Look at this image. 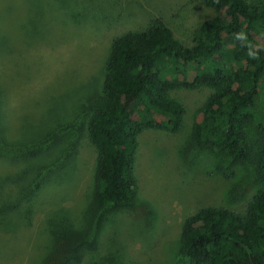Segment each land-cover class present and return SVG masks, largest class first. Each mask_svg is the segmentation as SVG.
<instances>
[{
    "label": "rangeland",
    "instance_id": "1",
    "mask_svg": "<svg viewBox=\"0 0 264 264\" xmlns=\"http://www.w3.org/2000/svg\"><path fill=\"white\" fill-rule=\"evenodd\" d=\"M204 10L198 0H0V264H43L65 215L85 224L96 152L67 130L90 113L112 41L162 19L191 46ZM208 94H176L187 108L180 133L142 136L139 205L104 213L75 264H189L179 254L188 216L209 206L244 211L259 190L251 173L186 144Z\"/></svg>",
    "mask_w": 264,
    "mask_h": 264
},
{
    "label": "trees",
    "instance_id": "2",
    "mask_svg": "<svg viewBox=\"0 0 264 264\" xmlns=\"http://www.w3.org/2000/svg\"><path fill=\"white\" fill-rule=\"evenodd\" d=\"M198 1L205 10L191 46L162 19L112 41L100 87L86 101L90 113L67 130L76 142L87 138L96 152L85 224L75 228L65 215L43 264L79 263L104 213L137 208L142 136L180 133L187 108L176 94L201 90L209 94L186 144L225 155L251 173L259 190L243 212L209 206L188 216L179 254L189 264H254L251 256L264 264V0ZM4 140L0 132V158Z\"/></svg>",
    "mask_w": 264,
    "mask_h": 264
},
{
    "label": "water",
    "instance_id": "3",
    "mask_svg": "<svg viewBox=\"0 0 264 264\" xmlns=\"http://www.w3.org/2000/svg\"><path fill=\"white\" fill-rule=\"evenodd\" d=\"M251 257H252V259H253V261H254V264H256V261L254 260L253 256H251ZM230 263H231V264H239V263H237L234 259H231V260H230Z\"/></svg>",
    "mask_w": 264,
    "mask_h": 264
}]
</instances>
